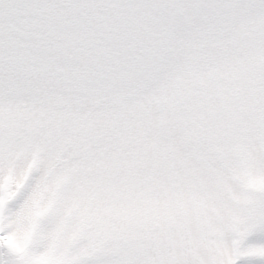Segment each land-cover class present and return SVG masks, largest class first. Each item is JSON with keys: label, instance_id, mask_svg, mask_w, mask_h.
<instances>
[{"label": "snow or ice", "instance_id": "1", "mask_svg": "<svg viewBox=\"0 0 264 264\" xmlns=\"http://www.w3.org/2000/svg\"><path fill=\"white\" fill-rule=\"evenodd\" d=\"M0 264H264V0H0Z\"/></svg>", "mask_w": 264, "mask_h": 264}]
</instances>
